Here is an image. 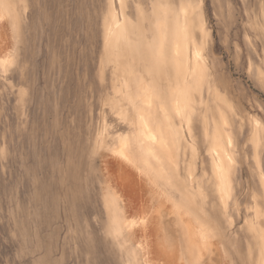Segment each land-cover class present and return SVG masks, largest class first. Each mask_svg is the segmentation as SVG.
<instances>
[{
	"label": "rangeland",
	"instance_id": "obj_1",
	"mask_svg": "<svg viewBox=\"0 0 264 264\" xmlns=\"http://www.w3.org/2000/svg\"><path fill=\"white\" fill-rule=\"evenodd\" d=\"M0 264H264V0H0Z\"/></svg>",
	"mask_w": 264,
	"mask_h": 264
}]
</instances>
